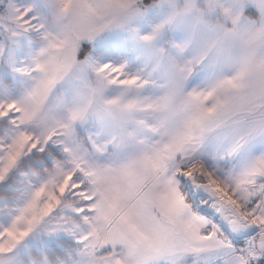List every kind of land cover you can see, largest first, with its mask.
<instances>
[{"label": "snow or ice", "instance_id": "snow-or-ice-1", "mask_svg": "<svg viewBox=\"0 0 264 264\" xmlns=\"http://www.w3.org/2000/svg\"><path fill=\"white\" fill-rule=\"evenodd\" d=\"M0 264H264V0H0Z\"/></svg>", "mask_w": 264, "mask_h": 264}]
</instances>
